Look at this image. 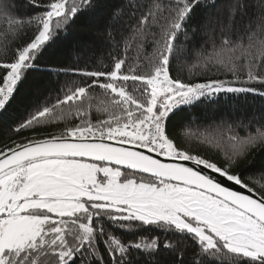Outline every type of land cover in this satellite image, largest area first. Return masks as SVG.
<instances>
[{
    "label": "snow or ice",
    "instance_id": "obj_1",
    "mask_svg": "<svg viewBox=\"0 0 264 264\" xmlns=\"http://www.w3.org/2000/svg\"><path fill=\"white\" fill-rule=\"evenodd\" d=\"M29 2L43 11L29 21L36 24L33 36L13 38L10 58L0 62V120L10 118L21 85L60 32L94 7L93 0ZM201 4L208 6L206 0H125L112 17L119 26L107 33V65L43 69L81 80L66 82L55 103L38 98L23 105L24 115L0 130V264H138L141 257L145 264L165 257L166 264H264V166L259 179L240 168L252 148L264 145V120L212 127L218 140L228 134L223 163L180 142L188 136L190 109L218 104L221 93L258 92L231 86L239 71L246 69L241 82L264 85L257 72L264 69V0H233L226 15L205 21L211 50L198 59L234 80L187 82L170 67L183 53L176 41L187 36ZM0 15L12 16L9 0H0ZM217 28L219 42L212 36ZM148 43L152 52L143 64L120 55L122 45L127 52L135 44L140 53ZM95 88L105 98L96 111L107 118L93 122ZM73 116L79 123H67ZM60 121L59 132L41 131ZM24 132L32 135L11 138ZM149 230L163 240L141 235Z\"/></svg>",
    "mask_w": 264,
    "mask_h": 264
},
{
    "label": "trees",
    "instance_id": "obj_2",
    "mask_svg": "<svg viewBox=\"0 0 264 264\" xmlns=\"http://www.w3.org/2000/svg\"><path fill=\"white\" fill-rule=\"evenodd\" d=\"M49 0H39L41 5L48 3ZM73 0H68L70 5ZM78 3L79 0H76ZM125 0H93L94 7L80 12L75 16L72 23L67 27L66 33L61 31L59 39L52 43L44 57L38 62L37 70L29 75L28 80L21 85L16 98L9 106L8 112L10 118L0 120V130H3L6 124L16 120L24 115V106L28 103H34L38 98L41 101L49 99L52 103L56 102L58 96H62L60 89L66 82L73 80L80 81L79 76H73L70 73L61 72L57 75L55 72L51 75L43 71L44 68L71 70L74 67H83L87 63L91 67L103 68L111 59L110 48L107 41V33L117 28L119 25L113 21V13L116 12ZM205 4L195 9L192 19L187 25V36L180 34L176 41L178 48L183 49L179 59L173 60L170 67V74L173 77H179L187 82H206L210 79L234 80L231 73L225 74L222 70L203 67L198 59L200 52L204 49L211 50V41L209 40V31L205 21L207 18H215L219 15H226L228 6L233 0H215V6L212 0H206ZM254 2V0H252ZM12 5V16L0 15V62H6L15 48L12 43L14 38L17 43L26 42L36 29L35 23L29 21L37 14L43 11L42 7H37L29 0H9ZM9 19L22 21L21 24L8 23ZM239 20V16H237ZM123 23V21H120ZM195 30V31H194ZM213 38L219 42L222 37L219 28L212 34ZM7 37V38H6ZM237 39L236 36L232 37ZM151 37H149V40ZM152 52L151 44L145 45L143 52L138 53L135 44L124 51L123 45L120 49V55L126 58L129 64H143L144 57ZM257 72L264 74V69L257 68ZM239 80H235L231 85L233 87L255 88L258 92L241 93H221L218 104L211 106L200 105L189 110L187 115L190 117L191 124L188 129V136L180 141L185 147H189L193 154H199L214 162L223 163L226 153L230 150L227 142V135L223 140H218L212 133V127L221 122H227L233 126L252 124L255 127L256 121L264 120V85L259 82L243 83L246 79V69L238 72ZM93 99L91 103L93 108L89 113L90 119L96 122L100 119H106L107 116L102 111H96V106L105 99L102 90L95 88L91 90ZM69 124L79 123V117L73 116ZM65 127V122L60 121L50 125L41 131L59 132ZM243 135V131H240ZM32 133L24 132L22 134L12 135L13 140L21 141L24 136H31ZM0 147L3 144L0 143ZM248 161H251L250 168ZM264 166V145H257L249 151L247 160L241 163L240 168L245 172V176H253L259 179L258 169ZM264 182V181H262ZM119 235V233H117ZM144 236L160 235L163 240V234L152 230L141 232ZM125 239H138V237L126 236ZM192 248L189 245L188 255ZM165 257L161 264H166ZM138 264H145L144 257H141Z\"/></svg>",
    "mask_w": 264,
    "mask_h": 264
},
{
    "label": "water",
    "instance_id": "obj_3",
    "mask_svg": "<svg viewBox=\"0 0 264 264\" xmlns=\"http://www.w3.org/2000/svg\"><path fill=\"white\" fill-rule=\"evenodd\" d=\"M205 171H208V170H205ZM213 175H216V174H213ZM232 187H233L234 190L246 191V190L240 189L239 186H236V185H232Z\"/></svg>",
    "mask_w": 264,
    "mask_h": 264
}]
</instances>
